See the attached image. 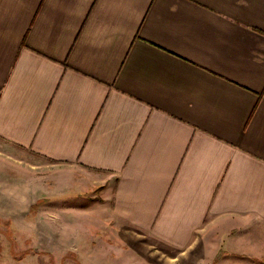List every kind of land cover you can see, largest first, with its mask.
Returning a JSON list of instances; mask_svg holds the SVG:
<instances>
[{"label":"crops","instance_id":"0c3cea01","mask_svg":"<svg viewBox=\"0 0 264 264\" xmlns=\"http://www.w3.org/2000/svg\"><path fill=\"white\" fill-rule=\"evenodd\" d=\"M0 139L161 264L264 262V0H0Z\"/></svg>","mask_w":264,"mask_h":264},{"label":"rangeland","instance_id":"374dc122","mask_svg":"<svg viewBox=\"0 0 264 264\" xmlns=\"http://www.w3.org/2000/svg\"><path fill=\"white\" fill-rule=\"evenodd\" d=\"M91 176L0 139V260L35 254L47 264H161L155 246L132 232L118 235Z\"/></svg>","mask_w":264,"mask_h":264}]
</instances>
